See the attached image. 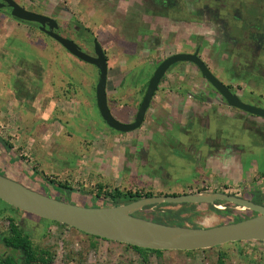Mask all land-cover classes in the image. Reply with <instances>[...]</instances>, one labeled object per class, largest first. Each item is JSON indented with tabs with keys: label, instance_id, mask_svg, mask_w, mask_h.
<instances>
[{
	"label": "rangeland",
	"instance_id": "1",
	"mask_svg": "<svg viewBox=\"0 0 264 264\" xmlns=\"http://www.w3.org/2000/svg\"><path fill=\"white\" fill-rule=\"evenodd\" d=\"M14 1L29 11L58 17L63 25L67 24L65 35L75 38L71 25L73 20L74 25L86 27L91 32L85 36H94L100 45L106 47L108 106L116 120L131 121V109L136 108L140 101V97L136 96L137 88L141 86L138 81L140 77L137 76L138 67L140 65L142 68L145 64L160 59L166 51L163 49L164 45L152 46L153 58L151 55L146 58L147 51L137 49L145 46L143 42L153 36L154 29H150L148 25H152L156 8L151 3H137L135 0ZM188 16L190 22L184 27L185 31L181 29L187 36L183 37L182 32L168 31L169 35L171 33V41L167 48L176 44L184 45V42L197 46L202 43H198L199 39L189 37V34L195 32L191 26H195L197 22L193 19L195 15L189 13ZM119 19L122 21L121 27ZM157 31L158 29L155 32ZM159 36L160 34L157 37ZM205 43L206 40H203L202 44ZM211 47V44L204 45V57L208 60L209 67L206 62L205 65L222 83L232 82L236 69L225 66V62L222 68V64H218L222 57L213 52L214 46L209 53ZM184 48L183 50L188 49ZM257 60L256 58V62ZM183 71L187 75V81L192 83L194 92L192 89L189 92L205 93V82L191 67ZM246 74L249 80L243 86L257 91L254 92L257 95L247 98L254 101L261 98L264 102V80L256 71L243 73V76ZM97 79L98 72L94 66L70 55L51 37L35 29L34 25L14 20L8 10L0 8V115L8 118L0 121V173L44 195L86 207L112 205L109 198L95 201L87 193L99 183L134 190L146 189L155 194H191L195 193V186L198 185L207 192L218 190L231 195L243 194L242 197L251 198V201L256 193L264 197V131L250 126L261 123V120L222 106L219 120L214 121L215 116L208 115L211 119L208 128L214 130L216 126L222 125L231 128L233 131L221 127V142L215 144L230 147L225 154H218L219 159L210 158L206 154L195 159L190 154L195 147H188L187 143L188 139L189 143L195 139L186 134L192 130L191 125L200 126L196 124L200 120L195 122L191 118L185 119L188 113L182 114L180 106L175 104L176 110H172L169 115H154L149 122L145 117L139 130L118 135L110 131L97 110ZM171 80V76L167 78L161 91L170 88ZM21 86L22 90L19 91ZM260 93L262 97L258 96ZM17 95L21 98L16 97ZM184 99L186 98H182L180 102ZM257 105L260 106L258 103ZM207 107L209 106L203 103V108L198 109ZM215 107L209 109L217 112L219 109ZM150 114L148 112L146 116ZM199 136L201 137L195 135V138ZM4 139L10 148L3 147L2 144H6ZM240 143L244 146L242 153L237 151ZM202 149L206 151L204 147ZM235 150L236 154L233 156ZM254 177L257 178L256 181ZM49 179L59 183L68 181L71 184V194H61ZM82 186L85 190L81 189ZM218 205L222 208L217 209ZM228 205L217 202L213 205L215 210L198 207L199 214L192 215L190 222L181 223L184 224L183 227L190 228H209L224 224L228 219L218 211L225 210L226 207L243 218L255 216L251 211L247 213V210ZM155 206H149L151 208L147 210L148 213H176L181 208V205ZM0 210H4L0 215V235L6 234L8 230V221L3 217L9 215L15 218L20 228L30 235L33 243L44 247L54 246L55 260L52 264H75L68 263L70 255L81 259L83 257L87 264H129L130 261L137 263L140 259L136 253L115 242L98 240L97 248L90 249L87 236L60 228L51 221L15 211L2 201ZM241 246L247 249V256L242 263L256 264V249L245 246L244 243ZM236 253L235 250L234 253L230 252L232 256L226 264H239ZM10 254L11 250L0 242V255ZM216 259L215 251H164L160 257L152 255L150 264H215Z\"/></svg>",
	"mask_w": 264,
	"mask_h": 264
},
{
	"label": "water",
	"instance_id": "2",
	"mask_svg": "<svg viewBox=\"0 0 264 264\" xmlns=\"http://www.w3.org/2000/svg\"><path fill=\"white\" fill-rule=\"evenodd\" d=\"M4 6L10 9L11 17L39 24L40 31L51 37L70 55L97 69L99 74L95 85L96 107L104 123L115 132L131 133L141 128L161 80L170 67L177 63L195 65L201 76L228 107L264 119V109L244 103L237 94L232 93L209 71L196 50L193 54L178 53L164 59L149 78L133 121L120 122L112 116L108 106V65L101 45L94 40L91 56L84 53L73 41L54 33L57 28L55 20L28 12L13 0H1L0 8ZM0 201L24 213L65 225L89 236L153 251L190 252L212 249L228 243L264 242V206L221 192L151 196L124 205L86 207L54 199L0 174ZM216 202H225L236 208L251 211L256 216L209 228L170 226L133 216L135 212L154 205H199Z\"/></svg>",
	"mask_w": 264,
	"mask_h": 264
},
{
	"label": "flooded vegetation",
	"instance_id": "3",
	"mask_svg": "<svg viewBox=\"0 0 264 264\" xmlns=\"http://www.w3.org/2000/svg\"><path fill=\"white\" fill-rule=\"evenodd\" d=\"M135 1L137 3H143V4L151 3L156 8V12H155L156 15H154V20H152V25H148L150 29H154V31H152L153 36L151 38H148L147 41L143 42L145 46L143 47L140 46V48H137L138 51H147L146 58H148L150 55L153 58V55L151 54V52H153L154 50L153 48L155 47V45L156 46L164 45L163 49H166V51L163 57H161L160 59H156L154 62L145 64L142 68L140 67L138 63H136L137 66L139 65L137 76L140 77L138 78V81H140L141 83V86L137 88L136 96L140 97L139 98L140 101H138L136 108H133V109L129 108L131 109V112H132L131 113L132 120L125 121V120L118 119L120 122L130 123L133 121L134 116L139 107V104L141 102V99L143 97V94L145 92L148 80L151 77L154 70L156 69V67L164 59H166L167 57L171 55L178 54V53L193 54L195 53L196 50H198V57L204 63L206 62L207 64L208 60L205 59L204 57V45L205 44L212 45L211 49L209 50V53L213 50V46L215 47L213 52H215L216 54H219L222 57L221 60L218 61L219 65L222 64V68H223V62L226 63L228 61L232 69H236V72L234 73L235 77H233L231 80L232 82L228 81L229 84L234 86V89L236 86L234 85L235 82L237 81L243 82L241 84L239 83L241 86H243L244 83L248 82L249 80L247 76L248 74L243 76V73H251V72L254 73V71H256L258 76L264 80V0H251L254 6V8L252 9L248 7V3H247V1H250V0H135ZM244 1L247 7L243 5ZM17 4L28 12L46 16L45 14H42L39 11H29L27 8H24L19 3ZM241 6H243V8ZM1 9H6L10 13V9L6 6L2 7ZM189 13L195 15L193 19L195 22H197L196 23L197 25L194 24L195 26H191L192 27L191 29L195 32H192L191 34H189V37L191 38L193 37L195 40L199 39L198 43H200V41L203 43V40H206V43L205 44L201 43L199 46H197L194 44L188 45L187 42H184V45L176 44L172 47L167 48V45L171 41V33L169 35L168 31L172 30L174 33L182 32L181 29L185 31L184 27H187V23L190 22V20L188 19ZM146 16L148 19H150L148 15ZM47 17L55 20L56 22L57 28L54 30V33L62 36L63 38L73 41L77 46H79V48L84 53H87L93 56V47H94L93 42L94 40L97 41V39L94 38V36H92L91 38H88L87 36H85L86 34H91V32L86 27L74 25L75 23L72 20L71 25L73 26L72 28L76 35L75 38H72L69 35L67 36L65 35V31L67 29L66 23H64L63 25L62 22L59 20V18L54 15L53 16L48 15ZM13 19L17 20L15 18ZM148 19H147V23H148ZM22 23H25L28 25H34V28L40 31V25L37 23H30V22H24V21H22ZM68 23H71V22L69 21ZM157 23L159 25H156ZM119 25L121 27L122 25L121 20L119 21ZM45 29H47V27H45ZM156 29H158L157 32H155ZM159 34L160 36L157 37ZM186 36L187 35L183 33V37H186ZM101 47L105 54L107 65H108V53H106L108 51L106 47H103L102 45ZM184 47L188 49L183 50L185 49ZM135 48L136 46L134 47V49ZM174 48H178V50L174 51L173 50ZM256 58L258 59V62L260 63L256 62ZM178 66L180 67L177 68ZM207 66L209 67V64H207ZM190 67L192 71H194L195 74L203 82H205V87H204L205 93L202 92V93L192 94L189 92L191 89H192L191 91H193V88L191 87L192 83L189 80L187 81L186 79L187 75L186 73H184L183 70L189 69ZM140 72L141 74L139 75ZM222 73H224L223 70H222ZM238 75L240 76V78L237 79ZM170 76L172 77V80L169 82L170 88L167 91L166 90L161 91L162 89L161 86H163V83L167 80V78H170ZM258 76L256 78L260 79ZM228 83L226 84L223 83V84L227 86ZM262 83H264V81H262ZM19 88H20L19 91H21L22 86ZM157 90H160L164 96L169 95L170 97H175V98L176 97L181 98V99L186 98L184 100L190 99L191 103L195 105L196 108L189 109L190 112H188V114L184 117L185 119L191 118V120L193 119L195 122L200 120V123L198 122L196 123V124H199L200 126L191 125L192 130H190V133L186 134V135H190V137L193 136L195 139L194 142L192 143L190 142L191 144L189 143V139L187 142L188 147H193V146L195 147L193 148L194 150L190 152V154L195 159L200 157V155H203V154L211 155L212 157L219 159L220 157H218V154H225L226 150L230 147V145H227L226 148H224L223 145H217V146L215 145L221 142V135H220L221 131L219 128L220 126H216L214 130L209 129L208 127H209L210 117H208V115L211 117L218 116L216 118L215 117L213 118L214 121L215 120L217 121L219 120V116H222V113L220 112V110H217V112L216 111L214 112L211 110L208 113L204 112L209 107L216 108L215 106H217L218 107L217 109H219L220 106H225L229 110H234L241 114H245L250 117L257 118L261 120L262 122H264V119L260 117L252 116L238 109L228 107L223 101V99L219 96V94L205 81V79L201 76L199 70L192 63H177V64H174L172 67H170V69L166 72L163 79L161 80ZM19 91H18V94H19ZM183 91H185L184 94H183ZM239 91L240 92H238V90H235V92H232V91L231 92L237 94L244 103L255 105L261 108L264 107L263 105L264 102L261 100V98H258L254 101L253 99L246 98L248 97V95H244L242 90H239ZM211 92H213L214 95L211 94ZM184 95L186 96L183 97ZM155 96H156V92H155L154 97ZM16 97L21 98L18 95ZM203 103H205L209 107L204 108V109H198V107L203 108ZM257 103L260 106H258ZM6 119H8L6 116L0 115V121H5ZM205 122H207V124ZM262 122L254 123L253 128H257V129L260 128L259 130L261 132L264 131V125L262 126ZM225 128L231 129L228 127H225ZM110 131H112V129H110ZM195 131L197 133H195ZM117 133L118 135H121V136L129 134V133H119V132ZM195 135L197 136L201 135V137L199 136L195 138ZM195 142L197 144H195ZM2 145L4 148H8L6 147L8 145L6 144L5 145L2 144ZM240 145L242 147H240L237 151H240L242 153L244 150V147L241 143ZM202 147H204L206 151L203 150ZM221 147H223V149ZM234 154H236V150L233 151V156ZM217 163H219V161ZM205 192L207 191L205 190ZM208 192H218V190H213V191H208ZM221 193L223 192L221 191ZM234 196L242 197L243 194L234 195Z\"/></svg>",
	"mask_w": 264,
	"mask_h": 264
},
{
	"label": "trees",
	"instance_id": "4",
	"mask_svg": "<svg viewBox=\"0 0 264 264\" xmlns=\"http://www.w3.org/2000/svg\"><path fill=\"white\" fill-rule=\"evenodd\" d=\"M247 3H248V7L250 9L254 8L251 0L247 1ZM243 5L247 7V5L245 4V1L243 2ZM241 7L243 8V6H241ZM257 62H258V60H257ZM258 63H260V62H258ZM225 66H230V63L227 61ZM237 82H235L236 86H237V87L235 86V89H234V86L231 84L227 85L228 89L232 92H235V90H242L244 95L249 94L248 97L251 95H257L256 93H254L257 91H255L253 89H249L246 86L245 87L241 86L239 84L240 81L238 83ZM157 91H156V94L160 92V90H159V92H157ZM258 96L262 97L261 93ZM209 111H210V109L208 108L204 112L208 113ZM246 116H248V115H246ZM248 117H250V116H248ZM251 118H253V117H251ZM250 126L254 127V124H251ZM221 127L225 128L226 125H222L219 128H221ZM113 132H115V131H113ZM115 133H117V132H115ZM4 143H6V145H8L7 147L10 148V145L7 143L6 140L4 141ZM240 147H242V146H240ZM33 170H34L33 172L36 171L35 168ZM0 174L6 176L2 172ZM262 175L264 178V174H262ZM254 180L256 181L257 178L254 177ZM49 182L55 188H58L60 190L61 194L64 192L65 194L70 195L72 192L71 184L68 181L59 183L56 180L49 179ZM195 188H196L195 193L205 192V189L198 187V185H196ZM81 189L85 190V188L83 186ZM87 193L90 194L92 196V200H95V201L98 199H103V200H105L106 198L111 199V201H112L111 206L124 205V204L134 202L136 200H139L141 198H146V197H151V196H176V195L183 194V193H177V192L155 194L151 190L139 189V188L134 190L131 188H126L124 186L123 187H113L111 184H108V183H104V184L99 183L96 187H94V189L88 190ZM224 193L228 194L227 192H224ZM252 197H253L252 201L254 203L264 206L263 195L260 197L259 194L256 193ZM52 198L61 200L58 197H56V198L52 197ZM243 198L251 200V198H247V197H243ZM218 203L219 204H226L225 202H218ZM216 204H217V202H216ZM167 205L168 204L156 205L155 208H159V207H163V206L165 207ZM213 205L214 204H199V205L183 204V205H181L180 210L176 213H170L167 211V212L156 214V215H154L153 213H148L147 210L151 207H146L145 209L138 211L135 214H133V216L140 217V218H143V219H146L149 221H153L156 223H160V224H165V225L169 224L171 226H174V225L183 226L184 224H182L181 222H183V221L184 222H190V217L192 215L199 214L198 207L206 208V210H208V209L212 210V209H214ZM9 207L15 211L22 212V211H19L17 209H14L11 206H9ZM97 207H107V206L98 205ZM3 211L0 210V215H1V213H3ZM248 212L249 211H247V213ZM22 213L25 214L24 212H22ZM186 213L189 214V216L184 217L183 215ZM218 213L227 217L228 222H226L224 224H228L231 222H239V221H242L244 219L250 218V217H244V218L240 217L237 213L233 212L228 207H226L225 210H222V211L219 210ZM255 216H256V214H255ZM4 218L7 219V221H8V230H7L6 234L2 233L0 235V242L2 243V245L5 248L11 250V254L6 255V256L0 255V264H52L54 262V260H55L54 246L44 247V246L37 245V244L33 243L30 235L28 233H26L25 231H23V229L20 228V226L17 224L15 218L10 217L9 215L4 216L3 219ZM35 218H38V217H35ZM176 218H178V219L176 220ZM38 219H40V218H38ZM51 223H54L58 227L64 228L66 230L67 229L74 230V229L69 228L65 225H61V224H58L55 222H51ZM74 231L78 232L76 230H74ZM81 234H83V233H81ZM83 235H85L89 238L88 248L93 249V250H95L97 248L96 241H98V240L110 242V241L102 240V239H99V238H96L93 236H89L86 234H83ZM242 243H244L245 246H252L253 249H256L255 250V253H256L255 262H256V264H264V242L228 243V244L218 246V247H215L212 249L201 250V252L215 251L216 258H217L215 261V264H226L228 262V260L230 259V256H232V254H230V252L233 251V253H234V250H235L237 252L236 254H238L236 256H238V258H239L238 259L239 264H243L242 262H243V260H245V257L247 256V249H246V247L241 246ZM124 246L127 249L136 253L140 258L137 263H133L132 261H130L129 264H150V258L152 255L160 257L163 253V251H153V250H148V249H141V248L132 247V246H128V245H124ZM69 257L70 258L68 259V263L72 262L75 264H87L86 262H84L83 257H82V259L74 257V256L72 257V255H70ZM98 264H110V263L102 262V263H98ZM118 264H123V263L120 262Z\"/></svg>",
	"mask_w": 264,
	"mask_h": 264
},
{
	"label": "crops",
	"instance_id": "5",
	"mask_svg": "<svg viewBox=\"0 0 264 264\" xmlns=\"http://www.w3.org/2000/svg\"><path fill=\"white\" fill-rule=\"evenodd\" d=\"M121 83H123V80L121 81ZM180 100H181V98H178V97H176V98L170 97L169 95L164 96L163 93L161 94V92H160V94L157 93L156 96L153 98L152 105L150 106V109L148 111V112H151V114H150V116L149 115L146 116L147 121L149 122L154 115H155V117L158 115H161V116L169 115V113L172 110H176V108L174 107L175 104H178L180 106L182 113L186 112V114L188 112H190L189 109H191V108L195 109L196 108L195 105H191L192 103H190L188 101L190 99L183 100V102H180ZM221 108H222V106L219 108V110H223ZM148 112H147V114H148ZM229 112L230 111H228V113ZM210 121H211V119H210ZM210 158H212V156Z\"/></svg>",
	"mask_w": 264,
	"mask_h": 264
},
{
	"label": "bare ground",
	"instance_id": "6",
	"mask_svg": "<svg viewBox=\"0 0 264 264\" xmlns=\"http://www.w3.org/2000/svg\"><path fill=\"white\" fill-rule=\"evenodd\" d=\"M216 208H217V209H221L222 206H221V205H218V207L216 206ZM236 209H240V210H242V208H236Z\"/></svg>",
	"mask_w": 264,
	"mask_h": 264
},
{
	"label": "clouds",
	"instance_id": "7",
	"mask_svg": "<svg viewBox=\"0 0 264 264\" xmlns=\"http://www.w3.org/2000/svg\"><path fill=\"white\" fill-rule=\"evenodd\" d=\"M107 75H108V73H107Z\"/></svg>",
	"mask_w": 264,
	"mask_h": 264
},
{
	"label": "built area",
	"instance_id": "8",
	"mask_svg": "<svg viewBox=\"0 0 264 264\" xmlns=\"http://www.w3.org/2000/svg\"><path fill=\"white\" fill-rule=\"evenodd\" d=\"M243 210V209H242Z\"/></svg>",
	"mask_w": 264,
	"mask_h": 264
}]
</instances>
